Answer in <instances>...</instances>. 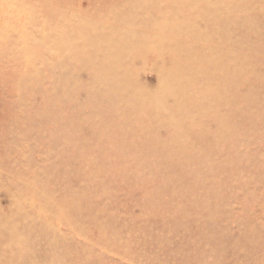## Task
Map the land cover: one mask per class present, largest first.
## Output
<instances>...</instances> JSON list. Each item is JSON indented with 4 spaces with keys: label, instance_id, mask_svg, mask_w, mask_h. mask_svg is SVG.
I'll use <instances>...</instances> for the list:
<instances>
[{
    "label": "rangeland",
    "instance_id": "1",
    "mask_svg": "<svg viewBox=\"0 0 264 264\" xmlns=\"http://www.w3.org/2000/svg\"><path fill=\"white\" fill-rule=\"evenodd\" d=\"M0 264H264V0H0Z\"/></svg>",
    "mask_w": 264,
    "mask_h": 264
},
{
    "label": "bare ground",
    "instance_id": "2",
    "mask_svg": "<svg viewBox=\"0 0 264 264\" xmlns=\"http://www.w3.org/2000/svg\"><path fill=\"white\" fill-rule=\"evenodd\" d=\"M9 262V261H8Z\"/></svg>",
    "mask_w": 264,
    "mask_h": 264
}]
</instances>
